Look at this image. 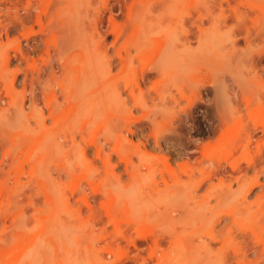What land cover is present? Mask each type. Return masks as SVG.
<instances>
[{
  "label": "rangeland",
  "instance_id": "rangeland-1",
  "mask_svg": "<svg viewBox=\"0 0 264 264\" xmlns=\"http://www.w3.org/2000/svg\"><path fill=\"white\" fill-rule=\"evenodd\" d=\"M263 206L264 0H0V264H264Z\"/></svg>",
  "mask_w": 264,
  "mask_h": 264
},
{
  "label": "bare ground",
  "instance_id": "bare-ground-1",
  "mask_svg": "<svg viewBox=\"0 0 264 264\" xmlns=\"http://www.w3.org/2000/svg\"><path fill=\"white\" fill-rule=\"evenodd\" d=\"M89 80H90V78H88ZM91 81V80H90ZM88 83V82H87ZM82 86V85H81ZM80 91V90H79ZM112 91V90H111ZM110 91V92H111ZM96 94V93H95ZM95 96V95H94ZM75 101V100H74ZM98 101H99V99H98ZM83 102H84V100H83ZM63 103V102H62ZM103 105V104H102ZM54 106H55V104H54ZM56 106H59V105H56ZM61 106V105H60ZM145 106V105H144ZM84 108H85V104H84ZM84 108H83V111H84ZM104 108V107H103ZM54 109V108H53ZM58 109V108H57ZM56 108H55V110L56 111H58ZM105 109V108H104ZM97 111V110H96ZM163 111V110H162ZM161 111V112H162ZM160 112V111H159ZM222 115V114H221ZM225 120V119H224ZM228 121V120H227ZM233 121V120H232ZM230 122V121H229ZM230 124V123H229ZM250 133V132H249ZM252 134V133H251ZM58 136V135H57ZM251 136V135H250ZM249 136V138H247V140H248V144H250V139L253 137H250ZM53 139V138H52ZM242 140V139H241ZM241 140H239L238 139V141H241ZM53 140H51L50 142H52ZM213 141V140H212ZM212 143V142H211ZM239 143V142H238ZM46 144H48V143H45V145H44V148H45V146L47 147H50L51 146V144L50 145H46ZM56 144H57V142H56ZM198 144V143H197ZM209 145H210V143H209ZM236 146H238L237 144L235 145V146H233V149H236ZM47 147V148H48ZM75 147V146H74ZM49 149V148H48ZM57 149V148H56ZM44 150V149H43ZM238 152V151H237ZM169 153V152H168ZM102 154H105V152L104 153H102ZM123 154V153H122ZM203 154V153H202ZM189 156V155H188ZM207 156V155H206ZM97 157V156H96ZM205 157V156H204ZM190 158H191V156H190ZM197 158V157H196ZM170 158H168V157H164V162L166 163V164H168L169 165V167L171 168V165H170V160H169ZM189 159V158H188ZM187 159V160H188ZM192 159V158H191ZM204 159V158H203ZM199 160V159H198ZM132 161V160H131ZM201 161V160H200ZM206 161V160H205ZM188 162V161H187ZM193 162V161H192ZM195 162V161H194ZM208 162V161H207ZM210 162V161H209ZM209 164V163H208ZM132 165V164H131ZM196 165V164H195ZM221 164L219 163L216 167H214L213 166V168H214V170H217V167L218 166H220ZM131 167V166H130ZM132 167H133V165H132ZM131 167V168H132ZM186 167V166H185ZM188 167H190V166H187L186 168H188ZM211 167V166H210ZM52 168V167H51ZM178 168H180V166L178 167ZM61 169V168H60ZM135 169V168H134ZM137 169V168H136ZM172 170H173V172L175 171L173 168H171ZM191 169H193V168H191ZM203 169V168H202ZM138 170V169H137ZM186 170V169H185ZM212 170V169H211ZM214 170H212V172L214 171ZM260 170V169H259ZM45 171V170H44ZM62 171V170H61ZM171 172V171H170ZM175 173H178V171L177 172H175ZM42 174V173H41ZM181 174V173H180ZM213 174V173H212ZM211 174V175H212ZM215 174V173H214ZM171 175V174H170ZM167 176V175H166ZM212 176H214V175H212ZM178 178H179V176H177ZM172 179V178H171ZM179 180V179H178ZM166 183H167V181H165ZM254 183H259V181L258 180H256ZM253 183V184H254ZM251 186V185H250ZM248 190H250V189H248ZM220 192V191H219ZM228 192L230 193V191H229V189L228 190H226V191H224L223 192V190H221V192H220V194L219 195H217V203L219 202H221L222 201V199L225 197V199H227L228 200V196H230V194L228 195ZM233 194V193H232ZM231 194V195H232ZM227 195V196H226ZM224 201H226V200H224ZM224 201H222V202H224ZM245 201V200H244ZM87 202V201H86ZM209 203V202H208ZM247 203V202H246ZM222 204V203H221ZM220 205V204H219ZM218 205V206H219ZM245 207V206H244ZM249 208V207H248ZM248 208L247 207H245L244 209L245 210H247L248 211ZM252 208V207H251ZM204 210V209H203ZM263 210H264V206H263ZM91 211H92V209H91ZM188 211V210H187ZM203 213V212H202ZM202 213H201V215H202ZM247 213V212H246ZM200 215V218H199V220L200 221H198L199 223H201V221L202 220H206L208 217L206 216V214H205V217L206 218H204L203 217V215L201 216ZM199 217V216H198ZM202 218H204V219H202ZM202 219V220H201ZM191 221V220H190ZM202 223H203V221H202ZM203 227V226H202ZM224 229V228H223ZM224 231V230H223ZM223 231H221V233H223ZM212 232H214V231H212ZM261 232H263V231H261ZM211 232H210V230H209V234H210ZM219 235V234H218ZM228 235V234H227ZM217 235H214V234H210V239H211V241H217V237H216ZM229 237V236H228ZM202 244H204V243H202ZM256 245V244H255ZM208 246H210V243L209 242H206L205 243V245H201V246H188L187 247V264H224L225 263V259L224 258H221V257H218L217 255H215V257L213 256V255H211V253L212 252H209V248L208 249H206ZM253 251H255L256 252V250L255 249H252ZM243 254V253H242ZM247 255V254H246ZM240 256V255H239ZM239 256H235V258L236 257H239ZM238 259V258H237ZM234 260V259H233ZM242 263H244V262H242Z\"/></svg>",
  "mask_w": 264,
  "mask_h": 264
}]
</instances>
